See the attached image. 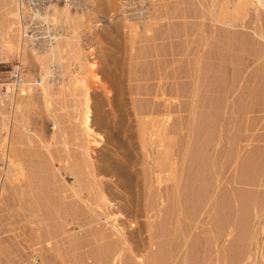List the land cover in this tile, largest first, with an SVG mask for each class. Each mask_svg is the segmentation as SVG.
I'll list each match as a JSON object with an SVG mask.
<instances>
[{"label": "rangeland", "instance_id": "1", "mask_svg": "<svg viewBox=\"0 0 264 264\" xmlns=\"http://www.w3.org/2000/svg\"><path fill=\"white\" fill-rule=\"evenodd\" d=\"M41 1L42 2H39L43 8L41 10L45 9L43 7L44 4L46 8L51 7L52 9V5L57 7L59 5L60 7L62 4L61 7L63 8L66 4H72V12L74 11V13H77L80 7H82L84 9L81 8L80 12H78L82 14H86V11L89 8H96V4H93L94 6H89L91 3L89 0H86V3L85 0H82V3L81 0H78V3L80 2L79 4L81 6L77 7L73 4L74 0H56V2L53 0L52 4L51 0ZM104 1L105 0H101L103 6L97 3V10L102 7L104 8L102 9L103 11H101V9L98 11L96 10L94 14V8L88 10L90 14L88 12L87 18L90 20L86 19V25H84L86 27L83 30L86 33L82 32V36L86 39L87 35H89L88 37L92 35L91 38L95 37L93 42H97V34L99 37L97 45H95L98 61H96V59L93 60V62H98L100 67L98 66V69L96 70V80L92 77L91 79L88 77V87L91 89L88 90L90 96L93 97L92 100L94 101V111L97 120L102 121L106 118V124L108 126L105 127V124L104 128L99 127L98 129V132L106 136L107 143L103 144V149L98 151V158L100 161L98 160L97 162L96 160V167L94 169V174L98 175V178L94 179V177H91L88 180L89 187L85 192L84 198L88 200L89 197L94 196L93 193L96 192L98 188L107 187V192L110 194L109 196L110 198L112 197L111 200L115 204L113 207L116 208H112V210L115 209L113 211L116 213L119 208H122V210L124 209V214L129 218L127 227L129 233L133 236V240L128 244L123 242L124 240L113 228L115 224L113 219L106 220L103 215H96L91 211L89 213L87 209L82 210L80 208L79 211L83 214L81 213L82 216L80 215L79 220L73 218H69L70 220L68 219L66 221L59 220V223H57L61 230L59 229L58 234L56 233V236L53 235L54 237H51L50 234H48L46 238H49L50 243L40 245L49 258L48 264H190V262L191 264H264V41L259 38L260 34L264 35V16L261 17V20L258 19L255 9H252L246 23H240L236 29H233V32H237L235 34L237 40L235 39L233 43L235 50L232 52V49H225L227 42L230 40L228 38V40L226 39L228 36L226 33H228V31L225 29L226 31L224 30V32H221L222 34L220 33L222 36L223 34L224 36L226 34L225 38H221H223L222 43L227 40L225 41L226 43H224L225 45L223 44L225 46L223 48L229 53H226L224 49H220L223 52L221 53L220 50H218V54V52L216 53L217 49L213 46L210 48L211 50L208 49L210 50V55L213 49L216 50L212 53L214 55L213 59L218 58L217 60L220 62L219 64L216 62V59L213 64L211 63L214 60H212V55L210 56L208 54L209 51L204 57L207 59V61L204 59L205 63L207 62V65L203 62L204 64L202 68L204 69L206 65L211 70L214 69V66L221 65V61H224L230 52L234 55L230 54L232 56L229 55L230 60H228L232 61V59H236L237 62L239 61L242 64L240 65L241 69L244 64L251 62L252 66L250 65L247 70L248 72H246V75L244 74L245 78L240 81L241 84L238 83L237 79L240 80L242 72L234 74H237L236 76L238 78H235L234 81L238 84L234 81L232 82L234 72L232 66L230 68L229 65H231V63L228 62L227 59L224 62V66H217L212 73L208 72L210 70L207 67L204 69L208 70L206 72L202 69L205 73L197 75V77L202 75V77H198V79L202 80L200 82V80L197 81L198 79L192 77L194 70L192 71L191 68L194 67L193 69H195V66H193L195 64H193V62L195 61L196 56L194 58V55L191 54L196 52H194L195 46H192L194 50L190 47L193 51L189 54L188 49H186L187 44H182L185 43L183 41L174 43L173 47L168 43L169 41H166L165 43L171 46L165 44L166 48L163 44H159V42H156V46L152 42L153 46H150L152 45L151 41L148 43L143 39V42H140L144 44L138 42L137 47H135L137 49L138 46L141 45L140 47H143L144 45L143 50L142 48L141 50L139 48L140 51H138V49L133 50L132 46H130L131 41H127L130 40L128 29L125 27L123 29L118 28L123 27V25L126 26L123 19L124 16L119 9L121 8L120 0H106L105 3ZM159 1L157 2V0H154V3L157 2L155 4H153V1H148V7L151 13L158 14V12H161V15H169L171 17L188 13V16H191V18L187 20V25L184 23V19L181 20V18H178V20L177 18L160 19V22L163 21V23H160L162 25H159L158 18V20H156L158 24L154 25L157 26L155 27L157 31L156 33L154 32V36H163L162 33L165 31L168 32L169 28H172L170 29L172 34H179V30L182 32L183 28H185L184 30L192 31L196 27H202V32L206 31L208 33V31L211 30V20L213 16L212 14V17L209 16L210 13L207 10L213 9V11H216L227 7L229 8V11L234 10V0H217V3H214L212 0H187L185 5L181 3L182 0ZM221 1L222 4L220 5ZM162 2H167V4L165 5ZM49 4H51V6H49ZM112 5H114V7ZM160 5L162 6V10H159L161 7ZM163 6H166V8ZM216 6H218V8ZM167 7L170 9L169 11ZM32 8H34V6ZM52 9L51 11H53ZM164 9H167L168 13L164 11ZM3 10L0 8V18L4 20L2 13H5V11L3 12ZM82 10L85 11L83 12ZM203 16H206L207 20L205 19L203 21ZM209 17H211V19ZM31 23L33 26L31 30L39 33L42 37L43 31H38V26L34 25L35 22L32 21ZM165 23H167L166 27ZM161 26L165 28L163 29ZM160 27L164 31H162ZM173 30L178 31L175 32ZM212 30L214 31V29ZM212 30L209 31V35ZM120 34H122V36H120ZM163 34L165 35L166 33ZM84 35H86V37ZM147 35L144 33V36ZM199 37L197 38V42L198 39H200ZM120 39L122 40L120 41ZM99 41L100 44H98ZM214 44L215 42L212 45ZM230 44L231 43H228V46ZM146 48H151L150 52L149 49L146 50ZM170 48L174 49L173 51L176 53L175 56L169 55L165 58L151 59L149 54L148 58L145 57L147 59L142 57L143 55L146 56L147 53H152L155 49L164 52V50L167 51V49ZM179 48H182L183 50H180ZM124 49L128 51L125 52V54L124 51L126 50ZM27 50L28 48L26 51ZM26 51L23 52V56H25L24 54H26ZM134 51L136 54H141L143 52L142 56L134 55ZM130 52H133L132 56H135L136 59L142 57L141 60H134L135 57H132V60ZM181 52L183 55H181ZM220 53L222 55V57H220L222 58L221 61L218 57L220 56ZM16 55L17 52L13 58L12 56L10 57L12 59H9L8 63L0 64V85H3L5 82H10L16 67L23 64L20 61L21 58L18 57L20 55ZM208 55L211 59L207 58ZM215 55H217V57ZM233 56L235 57L232 58ZM189 57L193 58L192 62V59ZM256 58L258 59L256 60ZM22 59L25 58L22 57ZM209 59L212 61L209 62ZM258 60L260 61L258 62ZM113 63L114 65H111ZM225 64H228L229 67L225 68ZM32 65H27L29 79L32 80L33 78L42 77L40 74H35L37 73V69ZM222 66L225 68H223L225 72L227 71V75L224 70L222 71ZM219 68H221V72L217 70ZM216 70L218 72H216ZM207 72L211 74H206ZM132 73L134 76L131 75ZM137 73L139 74L137 75ZM221 73L223 74L220 75ZM256 73H259L261 77L257 78V76H255ZM214 74L216 77L220 75L217 79L221 78L219 79L220 82L215 78V84H213L214 80L212 79L214 78ZM148 75L154 79H151ZM78 76L80 77V75ZM129 76L131 79L133 76V81L130 80ZM167 77L169 79H167ZM134 78H137V82L134 81ZM225 78L228 80H224ZM144 79L145 81H142ZM77 80L78 78L76 81ZM207 81L208 83H210V81L212 82L209 84V89L211 90L207 88ZM228 82H230L231 85ZM131 83L134 84V87ZM195 83H199L198 86L201 83L202 89L200 87L201 85L196 88V85H194ZM203 83L205 84V88ZM216 83L219 84L217 85ZM76 84V87H74L75 89L72 87L74 89L73 91H71V88V90L69 89L71 95H64L65 91L63 94H59L60 96H64V99L57 95L58 97H55L57 101L54 99V105L52 104V110L57 111L61 122L58 141H48V139H51V135L55 133V130L53 129L54 120L48 116L47 106L43 101H40L39 104L32 107V109L30 108L25 111V113L19 114V112H16V115H20L19 119L25 125L23 127L25 129L22 128L21 132V143L19 142L21 146L19 144L18 146L21 150L20 154L24 157L22 158V160H24L23 162L25 163L27 160V163H25L27 169L32 167V169L35 168L40 172V168H48L46 165L49 164L48 162L52 157L58 158V156H71L76 159V162L79 160V154L82 152H78L81 150L78 143L83 142L84 140L82 141V137L75 135V127L70 121L71 115L76 113L75 108L79 107L80 97L83 95V87L80 86V84L79 87L78 83ZM116 84L117 88H115ZM242 84H245V86ZM233 86H235L234 88L236 91ZM244 87L246 89H244ZM133 88H135V90ZM192 89L198 90L197 92L196 90L194 92ZM152 90L157 92L156 94L159 96L158 99H155L156 94L154 95V98H152L153 95H148L154 93ZM142 91L146 94L144 93V95ZM130 92L133 94L131 95ZM228 92L234 94L231 95ZM163 93H166L167 97H172V99H174V102L171 104V109H173L172 119L169 122H166L162 117L165 108ZM227 93L232 97L226 95ZM142 95L144 96L142 97ZM227 96L230 98V102L228 98H226ZM116 97L118 100H116ZM120 99L121 102L119 101ZM139 99L141 100L140 102H138ZM222 99L225 101L227 99L229 104ZM253 100L255 101L254 105L253 103L250 104ZM210 102H214L215 105L220 106L214 109V103H211L213 105L212 107ZM118 103H121L122 105ZM153 104L155 105L153 106ZM155 109L156 112L153 113ZM19 115H17V117H19ZM121 115L123 118L126 115V119H123ZM148 115L152 117H149ZM24 116L28 117L27 119L29 121L26 120ZM138 118L140 119L138 120ZM120 122H122V125ZM43 124H45V133L42 135V130H44ZM143 124L145 126H143ZM166 125L167 127H165ZM112 130L115 131L118 136L113 133ZM123 131L124 134L122 133ZM152 132L155 133L153 134ZM112 133L117 137L120 136L118 140L116 139L117 137L113 135L115 136V139L118 140L117 142H115L116 140L114 137L112 138ZM76 137H78L77 140L80 139L81 141L78 142L79 140L77 141ZM120 139H123V142ZM47 145L49 146L47 147ZM102 154L105 156L109 155V158H107L110 159L111 157L113 163L108 161L106 157L103 158L104 155ZM74 158H72V160H74ZM85 168L86 166L83 167V169L87 170ZM158 173L160 177H158ZM165 173L168 174L166 175ZM3 201L5 203L4 207H0V237L4 236L6 245L8 244V246H11L9 249H11L10 251L12 255L17 252L21 255V258L24 256L25 259L22 258L23 261H28V256L30 254L25 251L28 250L30 243H27L30 241V238L37 236L35 232H33L34 230L32 227L34 225L32 224V220H28V218H25L26 220H24V218H22V221L21 218L16 217V199L12 197L10 193L6 195V198ZM100 203L98 205H100ZM84 212H86V215H84ZM38 220L39 219H35L34 222L36 223ZM68 223H72L71 225L75 224V226H78L79 224L88 225L90 230L87 239L80 242L77 237L65 232L63 227L65 225L68 226ZM132 224L136 226H131ZM242 227L246 229V232H244L245 229ZM18 230L22 232V239L25 242V245L27 244V250L23 249L24 251H21L22 249L19 250V248L16 247V234H21ZM259 231H261V235L259 234ZM74 241H77L79 245H76ZM251 244L253 245L251 246ZM251 254L252 256H249L250 259L248 255ZM12 258L15 259L14 257ZM21 258L20 260L18 259V264L23 262Z\"/></svg>", "mask_w": 264, "mask_h": 264}, {"label": "bare ground", "instance_id": "2", "mask_svg": "<svg viewBox=\"0 0 264 264\" xmlns=\"http://www.w3.org/2000/svg\"><path fill=\"white\" fill-rule=\"evenodd\" d=\"M52 1L51 0V4H52ZM60 1V0H59ZM78 1V0H77ZM91 3L89 6H94L93 4H96V8L95 7H92V8H89L88 10L90 9H95L94 10V14H95V11L97 10V3L101 6L102 5V2L101 0H89ZM103 1V0H102ZM106 1V0H105ZM104 1V3H105ZM108 1V0H107ZM148 1H153V4L157 3L159 0H157V2L154 3V0H120L121 2V8H119L118 10L122 13V15L124 16V23L126 24V26L123 25V27H118L120 29H123L124 27L128 29V32H129V36H130V40H127V41H131V45L132 46V49L133 50H137L140 51L141 48L143 50V47H140L138 46V48L136 49L135 47H137L138 45V42L142 41L143 42V39L146 41V42H150L151 43L153 42L156 46V42H159V44H163L164 47H166V45H169L167 43H165L166 41H169L168 43H170V45H172L173 47V44L174 43H179L178 41H183L185 43H182V44H187V48L188 49V52L190 54V52H192L194 49L193 47L195 46V50H194V54H191V55H194V58H195V61L193 62V66H195V69H193L194 67H192V71H193V76L191 74L192 77H195L196 79H198L199 76L202 77V75H199L197 77L198 74H202V73H205L206 71L208 70H204L206 69L205 67L208 68V66H206L207 62L205 63L204 59L207 61L206 58H204L208 53L209 51V55H210V48L213 46L215 49H217V51L215 49L212 50L211 52V55H212V60H210V56L208 55L207 58H210L208 61H212L211 63L213 64V62H215V59H216V62H218V58H215L213 59V54L214 53L213 51L215 50L216 53L218 52L219 54V51L220 49H224L223 47H225L224 43H226L225 41H227L228 39H230L227 44H226V47L225 49L227 48V50H231L234 51V46H233V43L235 41V39L237 40V38H235V34L237 32H233V29H236V27L242 23V24H245L246 23V20L247 18L249 17V15L251 14L252 12V9H255L256 11V16L258 17V19H262L261 17L264 16V0H234V10L233 11H229V8H221L220 10H216V11H213V9L211 10H207L210 14L209 16H211L212 14V25L211 24V30L214 29V31L212 30V34L210 33V35L206 32V31H203L201 30L200 27H196L195 29H193L192 31L191 30H184L185 28L182 29V32L179 30V34H172L171 33V30L172 28H169L167 27L168 29V32H163V33H166L165 35L162 33L163 36L161 35H158V36H154V32L156 33V28L157 26H154L155 24H158V22L156 20H158L159 18V25H162L160 23H163L160 22V19L163 20V19H169V18H181V20L184 21V23H188V19L191 18V16H188L189 14H180V15H176L175 17L174 16H169L167 13V9L164 11H166L167 15L168 16H163L161 15L162 13L158 12V15L157 13L153 14L150 12V9L148 7ZM163 1V0H162ZM166 1V0H164ZM170 1V0H169ZM172 1V0H171ZM176 1V0H175ZM181 1V0H179ZM205 1V0H204ZM214 1V3H217L218 1L217 0H212ZM229 1V0H228ZM42 2V1H40ZM46 2V1H44ZM49 2V1H48ZM56 2V0L54 1ZM53 2V3H54ZM87 1L85 0V3ZM161 2V0L159 1ZM187 0H182V4H186ZM220 2V1H219ZM62 3H64L62 1ZM81 3H82V0H81ZM84 3V2H83ZM103 3V4H104ZM151 3V2H150ZM164 3L165 5L167 4V2H162ZM170 3V2H169ZM168 3V4H169ZM190 3V1H189ZM188 3V4H189ZM206 3V2H205ZM40 4V3H39ZM51 4H49V6H51ZM59 4V3H57ZM56 4V5H57ZM89 4V2H88ZM111 4V2H110ZM161 4V3H160ZM174 4V3H173ZM187 4V5H188ZM199 4V3H198ZM222 4V1L220 3V5ZM226 4V3H225ZM41 5V4H40ZM45 5V4H44ZM43 7L45 8L44 10H41L43 9L42 6H41V9H36V10H30L27 8V4L24 2V0H0V8H2L3 12L5 11V13H2L3 14V17H4V20L2 18H0V64H3V63H8L9 62V59H12L13 56L16 54L17 52V55L19 54L20 56H18L19 58H21V62L23 63V67L27 70V65H34L37 69V73L35 74H40L42 77V80L43 82L40 84V85H37V84H34L33 86H30V90L29 92L27 93H23V95H15L11 98V100H7V98H5L4 96H2V93H1V89L3 87V85H0V207H4V199L6 198V195L7 194H11L12 197H14L16 199V205H15V215L16 217H19L21 218V220L23 221L22 218H24V220H26L25 218H28V220H32V224L34 225L32 228H33V232H35V234L37 236L35 237H32L30 238V241H29L27 244L30 243V246L29 248L26 247L25 245V242L23 241V235H22V232L18 230V232H21V234H16V247L20 249H22L21 251H24L23 249L27 250L26 248H28L27 251L25 252H29V260L30 262L34 263V264H48L49 262V258L47 256V254L45 253L44 250H42L41 248V244H44V243H50L49 241V238H46L48 234H50L51 237H54L56 236L55 234L57 233L58 234V231L60 229V226H58V221L60 220H63V221H66L68 220L69 218H73V219H77L79 220L80 219V215L82 216V214L80 213L79 209L81 208L82 210L84 209H87L90 213V211L93 213V214H96V215H103L105 217L106 220H109V219H113L115 221V224L113 226V228L117 231L118 235H120V237L124 240L123 242L125 244H128L131 242V240H133V236L129 233V229L127 227L128 225V219L127 218L128 216H126L124 214V209L122 210V208H119L118 211L115 213V210L116 208L113 207L115 204L114 202L111 200L110 198V194H108L107 192V187H100L96 190V192H94V196L93 197H89L88 200H86L84 198L85 196V192L88 190V187H89V183H88V180L91 178V177H94V179H97L98 178V175L94 174V169L96 167V160L98 162V160L100 161V159L98 158L99 157V152L101 149H103V144L107 143V139H106V136L104 134H101L100 132H98V129L99 127L100 128H104L105 124L107 123L106 122V118H104L102 121L100 120H97L96 118V114H95V111H94V101L92 100L93 97L90 96L89 94V90L90 89L88 87V83H89V78L91 79L94 78L95 80L97 79V72L96 70L98 69V62H93V60H96L97 59V49L95 47V45H97V42L99 40V37H98V34H97V37L98 40L97 42H93L94 38H91L88 37L89 35H87V39L84 38L82 36V32H84L83 30L85 29L86 26V19L87 16H88V10L86 11L87 13L86 14H82V13H78L80 12V9L82 7H80L79 11L77 9V13L74 11L72 12V9H71V5L72 4H66L64 3L65 7L63 6V8L58 7L57 6H53V9L51 7H47L44 6ZM55 5V4H54ZM87 5V4H86ZM151 5V4H150ZM177 5V4H176ZM200 5V4H199ZM215 5V4H214ZM48 6V5H47ZM81 6V5H80ZM85 6V5H84ZM114 7V5H112ZM152 6V5H151ZM159 6V4H158ZM161 6V5H160ZM168 6V5H167ZM204 6V5H203ZM202 6V7H203ZM213 6V5H212ZM76 7V6H75ZM99 7V6H98ZM166 8V6H163ZM178 7V6H177ZM218 8V6H216ZM220 7V6H219ZM226 7V6H225ZM231 7V6H230ZM53 11H51V9ZM74 8V7H72ZM79 8V7H78ZM87 8V7H85ZM112 8V7H111ZM155 8V7H153ZM157 8V7H156ZM176 8V7H175ZM181 8V7H180ZM185 8V6H184ZM183 8V9H184ZM214 8V7H213ZM50 9V10H49ZM75 9V8H74ZM84 9V8H82ZM101 11H103L102 9L104 8H100ZM98 8V10H100ZM158 9V8H157ZM162 10V6L159 8V10ZM86 10V9H85ZM84 10V11H85ZM97 10V11H98ZM158 10V11H159ZM170 9H168L169 11ZM177 10V9H175ZM83 11V10H82ZM83 11V12H84ZM93 11V10H92ZM111 11V10H110ZM118 11V13H119ZM178 11V10H177ZM176 11V13H177ZM185 11V10H184ZM188 11V10H187ZM186 11V12H187ZM205 11V10H204ZM112 12V11H111ZM110 12V13H111ZM171 12V11H170ZM169 12V13H170ZM185 12V13H186ZM93 13V12H92ZM101 13V12H100ZM109 13V14H110ZM172 13V12H171ZM1 14V12H0ZM90 14V12H89ZM157 14V15H156ZM171 15H175V14H171ZM104 16V15H103ZM157 16V17H156ZM198 16V15H197ZM208 16V15H207ZM205 17V18H204ZM211 17H209L211 19ZM121 18V17H120ZM119 18V20H120ZM198 19V18H197ZM207 20L206 16H203V21L204 20ZM26 20H30L31 22H35V23H38L40 25L43 26V29L47 32V36H44L43 38H41V42H36L35 40L34 41H30L28 40L27 38V35H26V30L24 28L25 27V21ZM90 20V19H88ZM94 20V19H93ZM92 20V21H93ZM209 20V19H208ZM118 21V20H117ZM123 21V20H122ZM180 21V20H179ZM187 21V22H186ZM166 22V21H164ZM173 22V21H172ZM191 22V21H190ZM180 23V22H179ZM178 23V24H179ZM182 23V22H181ZM200 23V22H199ZM210 23V21H209ZM34 24V23H33ZM106 24V23H105ZM119 24V23H118ZM166 24L165 23V27H166ZM176 24V23H175ZM35 25V24H34ZM92 25V24H91ZM171 25V24H170ZM183 25V24H182ZM187 25V24H186ZM199 25V24H198ZM31 26H32V23H31ZM118 26V25H117ZM121 26V24H120ZM168 26V25H167ZM192 26V25H191ZM203 26V25H202ZM216 27V28H213V27ZM243 26V25H242ZM37 27V26H36ZM163 28V26H161ZM160 27V28H161ZM164 27V28H165ZM189 27V26H188ZM161 28L162 31H164L163 29ZM179 28V27H178ZM190 28V27H189ZM37 29V28H36ZM35 29V30H36ZM97 29V28H96ZM105 29V28H104ZM227 30L228 33V36L226 37V34L224 36L220 35V33L224 30ZM44 30H41L39 29L38 31H43ZM116 30V29H115ZM119 30V29H118ZM126 30V29H125ZM184 30V31H183ZM225 30V31H226ZM90 31V30H89ZM117 31V30H116ZM124 31V30H123ZM175 31V30H173ZM178 31V30H176ZM175 31V32H176ZM121 32V31H120ZM125 32V31H124ZM160 32V30H159ZM174 32V33H175ZM244 32V31H243ZM41 33V32H40ZM86 33V32H84ZM88 33V32H87ZM92 33V32H91ZM123 33V32H122ZM144 33L145 35L147 36H144ZM207 33V34H206ZM247 33V32H246ZM89 34V33H88ZM118 34V32H117ZM115 34V35H117ZM125 34V33H124ZM128 34V33H127ZM142 34V35H141ZM222 34V33H221ZM94 35V34H93ZM142 37H141V36ZM199 35V36H197ZM86 37V35H84ZM100 36V35H99ZM120 36H122V34H120ZM140 36V38H139ZM196 36V37H195ZM253 36V35H252ZM41 37V36H40ZM200 38L198 39V42H197V38ZM221 37H226L227 40L223 42V38ZM245 37V36H244ZM261 39H263L264 41V35L263 34H260V37ZM86 39V40H85ZM116 39V38H115ZM250 39V38H249ZM122 39H120L121 41ZM119 41V40H117ZM140 42V43H142ZM198 44H197V43ZM215 42L214 45H212L213 43ZM242 42V41H241ZM153 43L152 45L150 46H153ZM180 43V44H181ZM228 43H231L229 46H228ZM251 43V42H250ZM100 44V41L99 43ZM144 44V43H142ZM158 44V45H159ZM166 44V45H165ZM179 44V45H180ZM181 44V45H182ZM224 44V45H223ZM169 45V46H170ZM177 45V44H176ZM223 45V46H222ZM251 45V44H250ZM124 46V45H123ZM122 46V47H123ZM168 46V47H169ZM178 46V45H177ZM193 46V47H192ZM228 46V47H227ZM160 47V46H159ZM171 47V46H170ZM179 47V46H178ZM193 50H191V48ZM230 47V48H229ZM28 48V50L26 51V49ZM116 48V47H115ZM125 48H126V45H125ZM140 48V50H139ZM167 48V47H166ZM30 49V50H29ZM128 49V48H127ZM131 49V50H132ZM149 49V48H148ZM146 48V50H148ZM151 49V48H150ZM150 49H149V52H150ZM160 49V48H159ZM180 49V48H179ZM182 49V48H181ZM180 49V50H181ZM210 49V50H208ZM224 49V51H225ZM107 50V49H106ZM126 50V49H124ZM132 50V51H133ZM162 50V49H161ZM174 49L173 48H170V49H167L163 51H159L157 49H155V51H153L152 53H147L146 56L143 55L142 56V53H138L136 54L135 51H134V55H140L142 57H147L149 56L150 54V58H156V59H159L161 57L165 58V57H168L169 55H173L175 56L176 53L173 51ZM183 50V49H182ZM26 51L24 54L25 56H23V52ZM113 51V50H112ZM116 51V50H115ZM120 51V50H119ZM177 51V50H176ZM19 52V53H18ZM118 52V50H117ZM125 52H128L127 50L124 51V54ZM145 52V51H144ZM220 52L222 53L223 51L220 50ZM226 53L228 51H225ZM224 52V53H225ZM230 54H233L231 53ZM119 53V52H118ZM131 53V52H130ZM129 53V54H130ZM133 53V52H132ZM130 54L131 58L132 57H135V56H132L133 54ZM179 53V52H178ZM177 53V54H178ZM187 53V52H186ZM220 53V56L219 59L221 61L222 58V55ZM229 53V52H228ZM117 54V53H116ZM122 54V53H121ZM185 54V53H184ZM217 54V55H218ZM229 54V55H230ZM16 55V56H17ZM181 55H183V53L181 52ZM189 55V56H191ZM217 55H215L217 57ZM228 55V56H229ZM234 55V54H233ZM12 56V58H10ZM126 56V55H125ZM129 56V57H130ZM226 56V54H225ZM225 56L223 55V57L225 58ZM227 56V57H228ZM232 56V55H230ZM230 56L226 59L228 60L230 58ZM18 57H16L17 59H19ZM25 58V59H22ZM138 57V56H137ZM140 59H135L134 60H141ZM192 57V56H191ZM189 57V58H191ZM235 56H233L232 58H234ZM99 58V57H98ZM104 58V57H103ZM111 58V57H110ZM143 58V59H144ZM145 58V59H147ZM231 58V59H232ZM129 59V58H128ZM150 59V60H151ZM187 59V58H185ZM191 62L193 61V58H191ZM224 61H221V65L224 66ZM258 58H256L257 60ZM133 60V58H132ZM161 60V59H160ZM230 60V59H229ZM231 63L230 68L232 66V69H233V75L235 73L238 74V72H242V76L240 77V80H238L237 78V74L234 75L233 77V80L232 82L234 81V79L236 78L238 83H240V81L244 80V76L246 75V72H248V68L249 66L252 64L251 62L250 63H246L243 65L242 69L240 68V65H242L239 61L237 62V60L235 59H232V61H229ZM67 61V62H66ZM98 61V59L96 60ZM152 61V60H151ZM157 61V60H156ZM163 61V60H162ZM179 61V60H178ZM260 60H258L259 62ZM19 62V63H21ZM107 62V61H106ZM133 62V61H131ZM130 62V64H131ZM147 62V61H145ZM206 64L204 69L202 68L203 67V64L204 63ZM226 62V63H228ZM257 62V61H256ZM68 63V64H66ZM105 63V62H104ZM120 63V62H119ZM135 63V62H133ZM166 63V62H165ZM210 63V65H212ZM220 62H218L219 64ZM223 63V64H222ZM228 63V64H230ZM255 63V62H254ZM66 64V65H65ZM110 64V63H109ZM129 64V63H128ZM209 64V63H208ZM228 64H225V68L229 67ZM32 65V66H33ZM105 65V64H104ZM111 65H114L111 64ZM132 65V64H131ZM167 65V64H166ZM209 65V67H210ZM216 65V63H215ZM221 65H216L217 66H221ZM19 66V65H18ZM33 66V67H34ZM106 66V65H105ZM133 66V65H132ZM137 66V65H136ZM144 66V65H143ZM168 66V65H167ZM183 66V65H182ZM192 66V65H191ZM222 66V71L225 69L224 67ZM252 66V65H251ZM100 67V66H99ZM213 67V65H212ZM216 67L214 66V71L216 69ZM140 68V67H139ZM211 68V67H210ZM224 68V69H223ZM251 68V67H250ZM100 69V68H99ZM110 69V68H109ZM190 69V70H191ZM205 71H203V70ZM209 69V68H208ZM221 68L217 69L219 70V72H221L220 70ZM241 69V71H240ZM264 69V68H263ZM210 71L208 72H211L213 70L209 69ZM216 70V72H218ZM227 70V69H226ZM258 70V69H257ZM29 71V70H28ZM36 71V70H35ZM123 71V70H122ZM191 71V72H192ZM213 71V72H214ZM259 71V70H258ZM138 72V71H137ZM141 72V71H140ZM190 72V73H191ZM206 73V74H211V73ZM225 72V70H224ZM223 72V73H224ZM227 72V71H226ZM225 72V74L227 75V73ZM122 73V72H121ZM120 73V74H121ZM130 73V72H129ZM143 73V72H142ZM223 73H221L220 75H222ZM34 74V75H35ZM103 74V73H102ZM107 74V73H106ZM139 73H137L138 75ZM145 74V73H144ZM143 74V75H144ZM151 74V73H150ZM161 74V73H160ZM215 74H218V73H215ZM214 74V75H215ZM245 74V75H244ZM30 75H33V74H30ZM80 75V77L78 76ZM131 75L134 76V74L132 73ZM159 75V74H158ZM157 75V76H158ZM163 75V74H162ZM212 78L214 80V83L215 84V78L216 80L219 81V79H217L219 76L216 77V75ZM38 76V75H37ZM78 76V77H76ZM118 76V75H117ZM116 76V78H117ZM124 76V75H123ZM133 76H132V79H133ZM136 76V75H135ZM151 79H154L152 78L150 75H148ZM160 76V75H159ZM184 76V75H183ZM212 76V75H211ZM236 76V77H235ZM257 78L258 77H261L259 75V73H256ZM27 77L29 78V74L27 75ZM104 77V76H103ZM102 77V78H103ZM130 77V76H129ZM200 77V78H201ZM209 77V76H207ZM78 78V80L76 81V79ZM120 78H121V75H120ZM181 79H183L182 77H180ZM194 78V79H195ZM243 78V79H242ZM263 78V76H262ZM36 78H33V80H35ZM130 77V80L133 81ZM135 79V78H134ZM137 79V78H136ZM136 79L134 80L135 82ZM140 79V77H139ZM138 79V81H139ZM167 79H169L167 77ZM180 79V80H181ZM227 78H225L224 80H226ZM118 80V79H117ZM123 80V78H122ZM200 79H198L197 81H199ZM211 80V79H210ZM228 80V79H227ZM230 80V81H231ZM246 80V79H245ZM264 80V79H263ZM31 81V82H32ZM92 81V80H91ZM108 81V80H107ZM130 81V82H131ZM142 81H145L142 80ZM141 81V82H142ZM148 81V80H147ZM154 81V80H153ZM196 81V82H197ZM202 80H200L201 82ZM216 81V82H218ZM78 83V86L80 84V86L83 87V95H81V99H80V102H79V107H76L75 108V111L76 113L71 115V124L74 125L75 127V135H78V137H82L81 140L83 142H80L81 140L76 137V140L80 143H78L80 149L82 150H79L78 152H82L80 153L79 155V160L76 162V159L74 157H71V156H61L58 158L57 157H52L50 158L49 160V164L46 165L48 168L44 169H41L40 168V172L39 170H36L35 168L32 169V167H30L29 169H27L26 167V164L27 163L25 161V163L23 162L24 160H22V158H24L20 152V148L18 146V144L20 145V141H21V132H22V128L25 126L22 121L19 119L20 118V113H25V111L29 110L30 108L32 109V107H35L39 104L40 101H43L45 103V105L47 106V111H48V116L51 117L53 120H54V123H53V129L55 130V133L53 135H51V139H48V141L50 142H55L56 140L58 141L59 140V132H60V127H61V122H60V119L58 117V113L56 110H52L53 108V101L54 99H56L55 97L58 95L60 96L61 93L64 95H71L70 92L73 91L76 87V83ZM96 82V81H95ZM109 82V81H108ZM129 82V83H130ZM134 82V83H135ZM206 82V81H205ZM220 82V81H219ZM226 82V81H225ZM235 82V81H234ZM6 83V82H5ZM98 83V82H97ZM118 83V82H117ZM133 83V82H132ZM131 83V84H132ZM208 83V81H207ZM206 83V84H207ZM210 83H212L210 81ZM208 83V89H209V84ZM227 83V82H226ZM230 83V82H228ZM236 84H238L237 82H235ZM4 84V83H3ZM125 84V83H124ZM137 84V83H135ZM153 84V83H152ZM163 84V83H162ZM193 84V83H192ZM199 83H195L194 85H196V88L199 87L201 85L198 86ZM204 84V83H203ZM217 84V83H216ZM219 84V83H218ZM217 84V85H218ZM241 84V83H240ZM111 85V84H110ZM120 85V84H119ZM130 85V84H129ZM134 84H132L133 86ZM142 85V84H141ZM193 85V86H194ZM212 85V84H211ZM231 85V83H230ZM232 85H235V84H232ZM243 86H245V84H242ZM263 85V84H262ZM77 86V87H78ZM79 86V87H80ZM153 86V85H152ZM216 86V85H215ZM223 86V85H222ZM241 86V85H240ZM74 89H73V88ZM111 87V86H110ZM129 87V86H128ZM134 87V86H133ZM149 87V85H148ZM155 87V86H154ZM201 89H202V85L200 86ZM218 87V86H217ZM230 87V86H229ZM235 86H233L234 88ZM72 90H71V89ZM115 88H117V84L115 86ZM194 88V87H192ZM204 88H205V84H204ZM212 88V87H211ZM216 88V87H215ZM243 88V87H242ZM68 89V91H67ZM69 89L71 91H69ZM130 89V88H129ZM135 90V88H133ZM144 89V88H143ZM142 89V90H143ZM150 89V88H149ZM148 89V90H149ZM152 89V88H151ZM207 89V90H208ZM229 89V88H228ZM237 89V88H236ZM244 89H246L244 87ZM82 90V89H81ZM91 90V89H90ZM193 90V89H192ZM196 92L198 89H195ZM195 90H193L195 92ZM206 90V91H207ZM211 90V89H209ZM235 90V88H234ZM233 90V92H234ZM240 90V88H239ZM237 90V91H239ZM79 91V90H77ZM123 91V90H122ZM127 91V90H126ZM125 91V92H126ZM154 92V90H152ZM169 91V90H168ZM205 91V93H206ZM236 91V90H235ZM69 92V93H68ZM93 92H94V89H93ZM132 92V91H131ZM130 94L132 95L133 93ZM136 92V91H134ZM68 93V94H67ZM80 93V92H79ZM122 93V92H121ZM124 93V92H123ZM142 93L144 94L145 92L142 91ZM157 92H154V93H150L148 95H153L152 98H154L155 94ZM171 93V92H169ZM230 93V92H228ZM226 94L230 97H232L231 95H233L232 93H230L231 95L229 94ZM244 93V92H243ZM255 93V92H254ZM60 94V95H59ZM73 94V93H72ZM139 94V93H137ZM146 94V93H145ZM144 94V95H145ZM195 94V93H194ZM197 94V93H196ZM253 94V93H252ZM77 95V94H76ZM109 95V94H108ZM116 95V93H115ZM121 95V94H120ZM128 95V93H127ZM142 95V97L144 96ZM167 94L166 93H163V99H164V102H165V108H164V112H163V119L166 121V122H169L171 119H172V110L171 109V104L172 102H174L172 99V97H167L166 96ZM57 96V97H58ZM100 96V95H99ZM111 96V95H110ZM125 96V95H123ZM135 96V95H134ZM140 96V95H139ZM195 96V95H194ZM209 96V94H208ZM228 96L226 98H228ZM253 96V95H252ZM63 98L64 96H60V98ZM66 97V96H65ZM97 97V96H96ZM95 97V98H96ZM103 97V96H102ZM122 97V96H121ZM161 97V96H160ZM210 97V96H209ZM208 97V98H209ZM212 97V96H211ZM254 97V96H253ZM252 97V98H253ZM59 98V99H60ZM68 98V97H67ZM71 98V97H70ZM69 98V99H70ZM135 98V97H134ZM159 96L156 94V97L155 99H158ZM58 99V100H59ZM64 99V98H63ZM211 99V98H210ZM230 98H228L229 100ZM66 100V99H65ZM64 100V101H65ZM116 100L117 97H116ZM224 100V99H222ZM228 100L226 99V103L229 104ZM256 100V99H255ZM57 101V99H56ZM55 101V102H56ZM71 101V100H70ZM100 101V100H99ZM115 101V99H114ZM121 102V99L119 100ZM125 101V100H124ZM126 101H129V100H126ZM138 101V100H137ZM141 100L139 99L138 102H140ZM209 101V100H207ZM252 101V99H251ZM259 101V100H258ZM54 102V103H55ZM62 102V101H61ZM133 102V101H132ZM254 100L253 102H250V104L253 103L254 105ZM257 102V101H256ZM66 103V102H65ZM99 103V102H98ZM128 103V102H126ZM147 103V102H145ZM144 103V104H145ZM153 103V102H151ZM156 103V102H155ZM212 102H210L211 104ZM214 103V102H213ZM212 103V104H213ZM225 103V104H226ZM259 103V102H258ZM53 104V105H52ZM56 104V103H55ZM116 104V103H115ZM118 104H121V103H118ZM209 104V102H208ZM211 106L213 107V105H215V103ZM233 104V102H232ZM122 105V104H121ZM130 105V104H129ZM140 105V104H138ZM155 104H153L154 106ZM163 105V104H162ZM234 105V104H233ZM249 105V104H248ZM259 105V104H258ZM134 106V105H133ZM132 106V107H133ZM152 106V108H153ZM220 106V105H219ZM218 105H215L214 106V109L215 108H218L219 107ZM252 106V105H250ZM104 107V106H103ZM102 107V108H103ZM124 107V106H123ZM136 107V106H135ZM134 107V108H135ZM209 107V106H208ZM122 108V107H121ZM139 108V107H138ZM159 108V107H158ZM116 109V108H115ZM102 110V109H101ZM121 110H124V109H121ZM120 110V112H121ZM136 110V109H135ZM140 110V109H139ZM154 110V109H153ZM212 110V109H210ZM67 111V110H66ZM113 111V110H112ZM116 111V110H115ZM158 111V110H157ZM216 111V110H215ZM16 112H19V117H17L16 115ZM37 112V111H36ZM147 112V111H146ZM156 112V109L155 111H153V113ZM210 112V111H209ZM109 113V112H108ZM118 113V111H117ZM124 113V112H123ZM140 113V112H139ZM160 113V112H159ZM28 114V113H27ZM131 114V113H130ZM150 114V113H149ZM137 115V113H136ZM151 115V114H150ZM216 115V114H215ZM115 116V115H114ZM122 116V115H121ZM126 116V115H125ZM124 116H122L123 119H126ZM128 116V115H127ZM130 116V115H129ZM138 116V115H137ZM145 116V115H144ZM149 116V115H148ZM156 116V115H155ZM212 116V115H211ZM25 117V116H24ZM100 117V116H98ZM108 117V116H107ZM140 117V116H139ZM149 117H152V116H149ZM154 117V116H153ZM213 117V116H212ZM26 120H28L27 118L28 117H25ZM103 118V117H102ZM110 118V116H109ZM121 118V119H122ZM122 119V120H123ZM140 118H138L139 120ZM212 120V119H211ZM29 121V120H28ZM27 121V122H28ZM100 121V122H99ZM124 121V120H123ZM158 121V120H157ZM163 121V120H162ZM131 122V121H130ZM145 122V121H143ZM213 122V121H212ZM122 122H120L121 124ZM163 123V122H162ZM145 124V123H144ZM143 124V126H145ZM148 124V123H147ZM154 124V123H153ZM210 124V123H209ZM217 124V122H216ZM44 125V130H42V135L45 133V124ZM42 125V126H43ZM122 125V124H121ZM120 125V126H121ZM126 125V124H125ZM155 125V124H154ZM162 125V124H161ZM118 126V125H117ZM129 126V125H128ZM164 126V125H163ZM170 126V125H169ZM105 127H108L107 124ZM122 127V126H121ZM119 127V128H121ZM152 127V126H151ZM167 127V125L165 126ZM218 127V126H217ZM43 128V127H42ZM70 128V127H69ZM146 128V127H145ZM155 128V127H154ZM25 129V128H23ZM47 129V128H46ZM123 129V128H122ZM214 129H215V126H214ZM121 130V129H120ZM151 130V129H150ZM211 130H212V127H211ZM220 130V128H219ZM41 131V129H40ZM47 131V130H46ZM107 131V130H106ZM113 131V130H112ZM122 131V130H121ZM130 131V130H129ZM210 131V130H209ZM221 131V130H220ZM109 132V131H108ZM117 132H118V129H117ZM120 132V131H119ZM147 132V130H146ZM41 133V132H40ZM113 133H115V131H113ZM112 133V138L114 137L115 139V136L118 134H113ZM121 133V132H120ZM124 134V131L122 132ZM153 133V132H152ZM155 133V132H154ZM153 133V134H154ZM49 134V133H48ZM123 134H119V135H123ZM221 134V133H220ZM223 134V133H222ZM107 135V134H106ZM115 135V136H113ZM134 135V134H133ZM152 135V134H151ZM214 135V134H213ZM116 136V137H117ZM141 136V135H140ZM147 136V135H146ZM221 136V135H220ZM120 137V136H119ZM119 137H117L116 139H118ZM123 137V136H121ZM133 137V136H132ZM154 137V136H153ZM86 138V139H85ZM115 139V140H116ZM130 139V138H129ZM147 139V138H146ZM119 140V139H118ZM118 140H116L115 142H117ZM121 140V139H120ZM123 140V139H122ZM121 140V141H122ZM218 140V139H217ZM113 141V140H112ZM20 142V143H19ZM44 142V141H43ZM49 142V143H50ZM85 142V143H84ZM123 142V141H122ZM126 142V141H125ZM42 143V142H41ZM47 143V142H46ZM48 143V144H49ZM127 143V142H126ZM147 143V142H146ZM51 144V143H50ZM49 144V145H50ZM53 144V143H52ZM85 144V145H84ZM47 145V147L49 146ZM83 145V146H81ZM127 145V144H126ZM149 145V144H148ZM217 145V144H216ZM21 146V145H20ZM44 146V145H43ZM77 146V145H76ZM124 147V146H123ZM122 147V148H123ZM215 147V146H214ZM220 147V146H219ZM127 149V148H126ZM48 151V150H47ZM50 151V149H49ZM168 151V150H167ZM128 153V152H127ZM130 153V152H129ZM162 153V152H161ZM105 154V153H104ZM102 154V155H104ZM101 155V156H102ZM107 155V154H106ZM167 155V154H166ZM53 156V154H52ZM73 156V155H72ZM109 155L107 156H103V158H107ZM154 156V155H153ZM48 157V155H47ZM46 157V158H47ZM77 157V156H76ZM135 157V156H134ZM72 158H74V160H72ZM109 158V157H108ZM107 158V159H108ZM39 159V158H38ZM149 159V158H148ZM30 160V159H29ZM111 157L110 159H108V161H110L111 163H113L111 161ZM154 160V158H153ZM34 161V160H33ZM42 161V160H41ZM115 161V160H114ZM166 161V160H165ZM40 162V161H39ZM106 162V161H105ZM29 163V161H28ZM151 163V162H150ZM43 164V162H42ZM45 164V162H44ZM115 164V163H114ZM112 164V165H114ZM163 165V164H162ZM165 165V164H164ZM171 165V164H170ZM29 166V165H28ZM43 166V165H42ZM85 169L87 170H84L83 167H85ZM115 166V165H114ZM165 167V166H164ZM163 169V168H162ZM165 169V168H164ZM104 170V169H103ZM171 170V169H170ZM173 170V169H172ZM156 172V171H154ZM166 174V173H165ZM168 174V173H167ZM166 174V175H167ZM102 175V174H101ZM100 175V177L102 178V176ZM156 175V174H155ZM159 175V173H158ZM170 175V174H169ZM168 175V176H169ZM173 175V174H172ZM160 177V175L158 176ZM173 177V176H172ZM147 178V177H146ZM126 179V178H125ZM136 180V179H135ZM160 180V179H159ZM169 180V178H168ZM127 181V180H126ZM166 182V180H165ZM106 184V183H105ZM128 184V183H127ZM218 185V184H217ZM219 188V187H218ZM134 189V188H133ZM135 190V189H134ZM92 194V193H91ZM118 194V193H117ZM136 196V195H134ZM122 198V197H121ZM120 198V199H121ZM140 198V197H139ZM95 201L93 202L92 201ZM119 199V198H118ZM130 201V200H129ZM100 205H98L99 203ZM134 202V201H133ZM133 204V203H132ZM112 208H115L112 210ZM264 211V209H263ZM127 212V211H126ZM88 213V212H87ZM205 213V212H204ZM263 213V212H262ZM84 215H86V212H84ZM245 215V214H244ZM130 216V214H129ZM200 217V216H199ZM257 217V216H256ZM103 218V217H102ZM35 219H39L38 222H34ZM247 219V218H246ZM70 220V219H69ZM205 221V220H204ZM247 221V220H246ZM261 221V220H260ZM58 222V223H57ZM76 222V220H75ZM245 222V221H244ZM132 223V222H131ZM211 223V222H210ZM69 224V225H68ZM67 225L68 226H64L63 229L65 230V232H67L68 234L70 235H74V237H77V239L81 241H84L87 239V236H88V233H89V227L88 225H85V224H79L78 226H75V224L71 225L70 223H68ZM110 225V223H109ZM131 226H136L134 224H132ZM130 226V227H131ZM244 226V225H243ZM247 226V225H246ZM23 227V226H22ZM260 227V226H259ZM263 227V226H261ZM19 228V227H18ZM112 228V227H111ZM132 228V227H131ZM244 228V227H242ZM254 228V227H253ZM252 228V229H253ZM17 229V228H16ZM23 229V228H22ZM113 229V230H114ZM149 229H153V228H149ZM245 229V228H244ZM243 229V230H244ZM262 229V228H261ZM61 230V229H60ZM148 230V229H147ZM246 232V229L245 231ZM261 231H259V234H260ZM253 233V231H252ZM264 233V232H263ZM233 234V233H231ZM54 235V236H53ZM252 235V234H251ZM261 235V234H260ZM259 235V236H260ZM255 238V237H254ZM190 239V238H189ZM260 240V239H258ZM260 242V241H259ZM263 242V240H262ZM74 243L76 245H79V243L77 241H74ZM253 243V242H251ZM253 244H251L252 246ZM263 245V244H262ZM11 246H8V244L6 245L5 243V238L4 236L0 237V264H18L20 258H21V255L19 253H15V254H11V249H9ZM260 247V246H259ZM258 247V248H259ZM252 248V247H251ZM255 249V248H253ZM252 250V249H251ZM20 251V252H21ZM254 251V250H253ZM257 251V250H256ZM260 251V250H259ZM258 252V251H257ZM250 254V253H249ZM259 254V253H258ZM249 256H252L251 255H248ZM12 257H14L16 259H13ZM259 257V256H257ZM261 257V256H260ZM24 258V256L22 257ZM21 258V259H22ZM250 258V257H249ZM25 259V258H24ZM251 259V258H250ZM28 260V261H29ZM117 260V259H115ZM263 260V259H262ZM15 261V262H14ZM23 261V259H22ZM143 261V260H142ZM26 261H23L22 263H24ZM21 263V264H22ZM175 263V262H174ZM117 264V263H116ZM191 264V262H190ZM195 264V263H194Z\"/></svg>", "mask_w": 264, "mask_h": 264}, {"label": "built area", "instance_id": "3", "mask_svg": "<svg viewBox=\"0 0 264 264\" xmlns=\"http://www.w3.org/2000/svg\"><path fill=\"white\" fill-rule=\"evenodd\" d=\"M41 0H24V2L27 4V8L32 10H36V9H41V5L39 4ZM75 1V2H74ZM73 4L77 7L80 6V2L78 3V1L74 0ZM88 1V0H87ZM34 6V8H32ZM25 27L24 28L26 30V35L28 40L32 41H36L41 42V38H43L44 36H47V32L43 29V26L35 23V25L38 26V29H43L44 32L42 33L43 36L39 37L41 35H39V33L34 32V30H31L33 28V26L30 25L31 21L30 20H26L25 21ZM27 70L23 67V65L17 66L14 73H13V77L11 78L10 82L4 83L3 87L1 89V93L2 96H4L5 98H9L11 99L13 96L15 95H23V93H27L30 90V86H33L34 84L40 85L42 83V78L41 77H37L35 80H30L27 77ZM32 81V82H31ZM22 264H34L30 261H26Z\"/></svg>", "mask_w": 264, "mask_h": 264}]
</instances>
